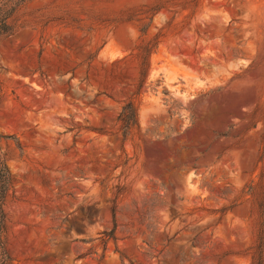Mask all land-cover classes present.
I'll list each match as a JSON object with an SVG mask.
<instances>
[{
  "label": "rangeland",
  "instance_id": "obj_1",
  "mask_svg": "<svg viewBox=\"0 0 264 264\" xmlns=\"http://www.w3.org/2000/svg\"><path fill=\"white\" fill-rule=\"evenodd\" d=\"M13 13L0 40V131L20 143H1L11 264H252L264 0H25ZM131 97L139 126L124 140Z\"/></svg>",
  "mask_w": 264,
  "mask_h": 264
},
{
  "label": "trees",
  "instance_id": "obj_2",
  "mask_svg": "<svg viewBox=\"0 0 264 264\" xmlns=\"http://www.w3.org/2000/svg\"><path fill=\"white\" fill-rule=\"evenodd\" d=\"M12 3L11 7L10 4ZM25 0H0V40L4 37L12 35L15 31V26L11 23V17L13 11L16 10ZM141 49V54L146 59L149 56L151 48L147 44L145 47H138ZM146 61L142 63V78L140 79L139 87L135 94H139L144 86L147 73L145 72ZM118 121L123 132L124 140L128 137L131 131L139 126L137 106L134 101V97H131L122 106V110L118 116ZM15 140L18 146L20 143L18 138L14 135L3 134L0 131V248H1V260L0 264H11V258L6 248L4 234L6 232L7 212L5 210L6 199L9 192L12 191L14 186L13 175L7 164L6 158L2 152L1 143L3 141ZM264 214V207H263ZM252 264H264V225L260 228V234L258 238V246L252 253Z\"/></svg>",
  "mask_w": 264,
  "mask_h": 264
}]
</instances>
